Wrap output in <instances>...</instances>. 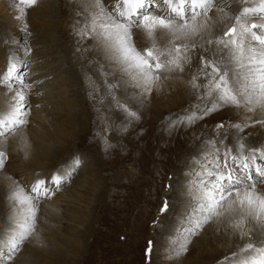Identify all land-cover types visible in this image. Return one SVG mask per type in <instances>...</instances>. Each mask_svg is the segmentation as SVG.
Returning a JSON list of instances; mask_svg holds the SVG:
<instances>
[{
    "label": "rangeland",
    "instance_id": "1",
    "mask_svg": "<svg viewBox=\"0 0 264 264\" xmlns=\"http://www.w3.org/2000/svg\"><path fill=\"white\" fill-rule=\"evenodd\" d=\"M105 1L107 0H100L98 6L94 0H38L34 6L27 8L26 13H21L16 7L18 0H0V4L8 3L6 7L9 9L5 15L0 14V42L6 32L8 37L13 35L9 33V28L11 24H15V30L21 36L16 45V55L22 62L18 65L19 72L15 80L9 84H0V103H11L15 94L21 91L26 97L22 102L21 112L26 113L23 119L27 120L18 130L0 137V144L3 145L0 150L5 151L7 156L4 167L0 168V181H4L5 185L0 190H3L0 193V237L14 229V223L6 218L9 215L17 217L26 206H21L12 199L17 184L25 194L32 196L36 194L31 192V188L38 179L45 180L49 188L47 196H41L34 201L38 209L34 230L15 253L10 252L6 246H1L0 264H240L257 255L264 258V253L256 251L264 249V238L259 240L260 244L252 243L253 249H247L246 246L235 247L236 250L230 254H222L221 249H218L210 258L201 257V250L210 252L215 246L229 248L230 245L224 242H215V245L210 246L206 243L209 241L207 236L211 226L220 219L209 221L194 235L191 234L195 221L202 219L204 215L201 209L202 189L204 185L213 186L215 175L224 165V155L221 156L222 151L219 148L216 150L217 145L211 142L212 137L219 138L222 145L245 152L240 153L236 149L230 156L237 159L227 158L228 166H234V177L243 178L246 175L241 166L242 161L249 163L248 173L256 177L255 167L263 166L264 158L257 155L254 164L251 159L245 158L251 156L249 153L253 148L264 149V124H254L252 121L256 120L251 119L243 121L248 117L243 115L246 112L229 106V116L224 117L223 121L217 119L215 126L212 124L211 138L204 141L194 158H191L187 156L186 148L178 150L176 141H173L179 135L174 132L175 127L186 121L172 126L175 119L186 115L183 110L180 114L179 110L183 108L181 105L191 99L189 89L184 94L186 100L180 101L171 95L157 107V104L153 105L156 100L151 99L152 91L157 93L160 82L167 76H173L175 72L182 73L180 80H184L187 74L194 71L198 73L201 55L212 58V52L215 51V55L225 65L228 64V50L213 49L214 47L206 43L208 36L203 37L201 32L193 34L190 36L192 42L188 46V52L185 54L183 47L181 50V56H190L189 63L183 65L185 72L169 71L165 68L158 73L159 80L149 83L135 69L121 64L119 53L106 50L94 38L96 34L91 32L90 17L96 16V10L100 6L109 12H113L116 7V3L113 4L111 0L106 5ZM252 2L239 0L233 11L228 9V12L231 11L229 22L220 27L215 25L209 30V36L215 39L221 37L235 23L236 15L244 8H252ZM157 3L161 7L153 5L152 13L162 14L166 6L161 0H157ZM43 9L48 14L43 13ZM186 11L190 12V9ZM30 15L40 21L28 28L25 23ZM263 17L264 14L259 12L256 15L250 13L246 22L250 26L255 23V19ZM103 19L104 17H100L97 20V27ZM202 20L204 16L199 17V22H203ZM20 23L25 26H19ZM31 30H35V34ZM85 31L88 35L82 37L81 33ZM200 34L202 39L206 38L203 44L195 40ZM40 40H51L52 45H47L51 49L39 46L43 51L40 52L36 47ZM134 40L137 50L152 46L142 32L134 30ZM188 43L184 37L173 39L168 35L163 39L158 38L157 47L165 50L161 63L172 58L166 57L167 49ZM250 57V50L247 49L243 57L232 61L229 70L235 73L238 69L243 70L247 76L253 68L247 62ZM54 62L59 66V81L50 82L54 77L46 75L39 82L32 80L39 75L37 72L46 74V69ZM241 63H244L242 67L239 65ZM7 69L0 66V77ZM190 81V78L186 79V83L189 82L188 88ZM48 82L53 84L50 96L37 89L38 85ZM17 106H20L19 103ZM33 111L41 116L43 125L37 124ZM129 112L136 115L131 116ZM234 121L235 124L243 126L247 123L248 126L243 127L242 131H237L230 125L222 130L216 127L221 123L233 124ZM204 125L205 123L201 124V128ZM58 128H62L64 132L61 133ZM194 128L196 127H189L188 132L191 133ZM184 136L189 141L192 138L191 135ZM39 142H49L50 151L62 145V153L58 157L53 156L49 160L51 163L45 158L40 161L32 159L31 162L25 155L35 149ZM240 144L245 147L241 148ZM11 145H15L13 162L8 156ZM38 147L44 148V145L40 144ZM77 159L80 160L78 167L75 166ZM26 163L29 167H26ZM52 173L68 174L58 189L51 183ZM256 183L257 187L264 184L259 178H256ZM179 185L183 186L182 190ZM185 199L188 207L183 206ZM52 200L60 202L58 210L46 209L50 207ZM165 202L168 207L161 211ZM187 209L189 210L185 212ZM226 218L228 217L224 219ZM28 223L33 222L28 220ZM43 225L47 227L43 228ZM32 234L36 237L33 238ZM246 238H250V234ZM182 244L186 245L187 251L177 255ZM192 245L194 246L191 250L189 247ZM9 255L12 256L10 260L7 258Z\"/></svg>",
    "mask_w": 264,
    "mask_h": 264
},
{
    "label": "snow or ice",
    "instance_id": "2",
    "mask_svg": "<svg viewBox=\"0 0 264 264\" xmlns=\"http://www.w3.org/2000/svg\"><path fill=\"white\" fill-rule=\"evenodd\" d=\"M38 0H18L16 7L19 11L26 13L27 8L34 6ZM96 5H100V0H94ZM165 7L162 14H153L152 6L159 7L157 0H117L116 7L113 12L107 11L100 6L96 10V16L90 17L92 20L91 32L95 33L103 47L113 53H119L118 59L121 64L126 65L127 68L135 69L147 82L151 83L153 80H159V72L165 68L169 71H184V64L189 63L190 56H181V50L188 52L187 44L176 45L172 49H167L169 56L175 53L171 59H166V63H161V57L165 56V50L157 47V39L171 35L173 39H180L181 37L188 38L193 34L202 31H209L215 27L212 23V17L208 16V12L219 2V0H161ZM22 6V7H21ZM186 9H190L186 11ZM200 9L201 11H196ZM223 11V9H221ZM264 14V0H261V7L257 9L244 8L239 15L235 17V23L232 24L223 35L215 40L207 39L206 43L212 45L214 49L228 50V64L221 67L219 62L215 60V51L212 53V58L201 55V67L196 75H193L190 84L194 90L203 89V96L207 97V104L203 109L197 106L196 111L185 115L179 121H173L172 126L178 123L187 122L193 124L198 120H202L222 107L235 106L242 108L248 112H253L258 109H264V23H253L250 26L246 20L251 13ZM204 16L203 22H199V17ZM104 17L97 27V20ZM19 18V16L17 17ZM123 18V19H121ZM191 22V27L189 24ZM257 29L261 30L259 33ZM134 30L136 32L144 33L146 39L150 40L152 46L137 50L134 40ZM82 37L88 35L85 31L81 33ZM138 38V37H137ZM227 38V39H225ZM252 40L259 43L261 46L260 58L257 63L260 67L252 73L255 78L251 83V91L245 87L240 88L237 84L232 82V74L229 70L233 60L243 57L246 52L247 41ZM195 47V45H193ZM255 60V57L250 58ZM22 63L15 54H11L8 58V69L6 73L0 77V84H9L17 78L19 72L18 65ZM203 77L201 81L200 78ZM200 81V82H198ZM111 87V86H110ZM18 98V99H17ZM26 99L22 92H17L13 97V101L6 107L0 109V137L5 136L18 130V128L27 123L23 119L26 113L21 112L23 103ZM19 103V107L17 104ZM255 106V107H254ZM126 107V106H121ZM202 113V114H201ZM129 115L135 116L134 112H129ZM254 124H264V120L252 121ZM245 123L233 124L231 127L237 131H242L243 127H247ZM218 129H223V123L216 126ZM244 148V144H240ZM253 155L245 158L251 159L255 162ZM261 157L264 158V150H259ZM224 165H217L221 168L215 175V183L212 187L204 185L202 189L201 204L202 212L204 213L202 219L195 221L194 228L191 234H195L197 230L207 224L213 219H222L230 216L232 213L246 208L247 213L241 215L240 220L230 225L234 228H243L246 217L254 220H259L260 216L264 214V192L257 190L256 178H259L261 183H264V166L257 165L255 167L256 177L248 173L250 167L249 163L242 161L241 166L245 170L246 175L243 178L234 177L235 169H230L227 164V158L236 160V157H231L230 153H226ZM7 159L6 153L0 150V168L5 165ZM80 160L75 161V166H79ZM68 174H55L52 176L51 183L58 189L64 182ZM252 181V183H246ZM243 189V191H241ZM31 192L35 196L25 194L23 189L17 184V190L13 192L12 199L21 206L28 205V216L24 223L18 225V229H12L6 238L0 237V241L10 250L15 253L19 251L24 240H26L31 232L34 230V221L36 212L38 211L34 201L41 196H47L49 192L48 184L45 180L38 179L32 186ZM233 193L235 196L233 198ZM227 204V207H225ZM168 205L164 203L161 211H165ZM31 220L33 223H28ZM247 249H253L254 245L249 243L246 245ZM185 244L180 246L177 255L186 252ZM243 251V250H242ZM257 252L264 253V249H257ZM235 255V254H234ZM9 260L12 256L7 257ZM241 264H249L248 261H242ZM251 264H264V258L261 260H253Z\"/></svg>",
    "mask_w": 264,
    "mask_h": 264
},
{
    "label": "bare ground",
    "instance_id": "3",
    "mask_svg": "<svg viewBox=\"0 0 264 264\" xmlns=\"http://www.w3.org/2000/svg\"><path fill=\"white\" fill-rule=\"evenodd\" d=\"M41 1V0H40ZM59 1V0H58ZM108 1V2H107ZM107 1H105L104 2V4L106 5L107 3H109V0H107ZM112 2H113V4L114 3H116L117 4V0H111ZM238 1L239 0H219V2L212 8V10L208 13V16H210V17H212V22H215L214 24L217 26V27H220V26H222V25H224L225 23H227V22H229V18H228V16H231V11H233L236 7H237V3H238ZM253 2V6L255 7H253L252 6V8L253 9H256L257 8V10L261 7V0H252ZM40 3V2H39ZM38 3V4H39ZM61 3V2H60ZM101 3H103V1H101ZM7 4L8 3H1L0 4V14L1 15H5V13H7L6 11L8 10L9 11V9L6 7L7 6ZM250 4V3H249ZM40 5V4H39ZM43 6V5H42ZM60 6V5H59ZM36 7V6H35ZM41 7V6H40ZM161 7V6H160ZM43 8V7H42ZM62 8H64V7H62ZM37 9V8H36ZM221 9H223V11H221ZM228 9L229 10H231L230 12H228ZM44 10V9H43ZM64 10V9H63ZM242 10V9H241ZM28 11V10H27ZM26 11V12H27ZM48 11H49V7H48ZM17 12H18V10H17ZM46 13V11L44 10L43 11V13ZM60 12V11H59ZM155 12V11H154ZM22 13V12H21ZM33 13H34V11H33ZM28 14V13H27ZM46 14H48V13H46ZM153 14H156V13H153ZM157 14H161V13H158L157 12ZM21 15V14H20ZM19 15V16H20ZM57 15V14H56ZM45 16V15H44ZM27 17V16H26ZM46 17V16H45ZM42 18V17H41ZM20 19V18H19ZM43 19V18H42ZM46 19V18H45ZM81 19V18H80ZM22 20H24V19H22ZM28 21H27V23H25L26 24V26L29 28V25L30 26H33L35 23H38V21H40L39 19H38V21H36V18L35 17H31V15L28 17V19H27ZM70 20V19H69ZM73 20V19H72ZM41 21H43V22H45L44 20H41ZM203 21V20H202ZM255 23H264V17L263 18H258V19H255V21H254ZM16 23V22H15ZM34 23V24H33ZM33 24V25H32ZM40 24H41V22H40ZM12 26H10V28H9V33H12L13 35H10L9 37L7 36V32H6V34L5 35H3V39L1 40V42H0V66H3V68L5 69H7L8 68V58H9V56L11 55V54H15L16 55V50H18L17 49V44H18V38H21V36H19L20 34H19V32L17 31V30H15V27H16V25L15 24H11ZM189 25H191V24H189ZM19 26H25V25H23L22 23H20L19 24ZM38 26V25H37ZM44 26V25H43ZM36 27V26H35ZM39 27V26H38ZM37 27V28H38ZM189 27H191V26H189ZM70 28V27H69ZM73 28H74V26H73ZM26 30H27V28H25ZM43 29V28H42ZM82 29V28H81ZM30 30V29H29ZM72 30V29H71ZM34 31L35 30H31V32L32 33H34ZM68 31V30H67ZM258 33L261 31V30H259V29H257L256 30ZM29 32V31H28ZM209 31H202L201 32V34H203V37H207L208 36V38H212L213 40H215V38H213V37H210L209 35V33H208ZM30 33V32H29ZM38 33H39V30H38ZM35 34V33H34ZM43 34V33H42ZM42 34H40V36H42ZM197 35L198 37H195V40H198V41H200V43H204L203 42V40L204 39H206V38H203L202 39V35ZM208 34V35H207ZM213 36H215L214 34H212ZM191 36H193V35H191ZM33 37V36H32ZM24 38V37H23ZM38 38V37H37ZM44 38V37H43ZM41 39V38H40ZM44 39H47V38H44ZM52 40V39H51ZM51 40H40L39 42V45L37 44L36 45V47L37 48H39V46H42V48H47V49H51V48H49V47H47V45H52V43H51ZM187 40L189 41V43H188V45L187 46H189V44L192 42V38H187ZM90 42V41H89ZM33 43V42H32ZM37 43V42H36ZM97 43V42H96ZM198 43V42H197ZM199 43V44H200ZM95 44V43H94ZM201 44V45H202ZM89 45V44H88ZM34 46V45H33ZM206 46H207V44H206ZM210 46H212V45H210ZM213 47V46H212ZM202 48V47H201ZM207 48V47H206ZM40 49V48H39ZM214 49V48H213ZM212 49V50H213ZM246 49H248V50H250V55H251V57L250 58H252V57H255V60H251V62H250V58L248 59V61L247 62H250L251 63V66L253 67L252 69H250L249 70V74H247V76H246V74H245V71L243 72V70L242 71H239V69L238 70H236V71H238V72H234V71H232V70H230V72H231V74H232V77H231V79H232V82L233 83H235V84H237L240 88H245V87H247V88H250L251 89V83L253 82V80L255 79L254 77H253V75H252V73L254 72V71H256L259 67H260V65L257 63V61L259 60V58H260V51H261V46L259 45V43L258 42H256V41H252V40H248L247 41V45H246ZM221 50L222 51H224L222 48H221ZM225 50H227V49H225ZM202 51H205V50H203L202 49ZM219 51V50H218ZM217 51V52H218ZM40 52H43L42 51V49H40ZM183 52V51H182ZM185 53V52H184ZM201 53V52H200ZM213 53V52H212ZM219 53V52H218ZM226 53V52H225ZM186 54V53H185ZM211 54V53H210ZM228 55V54H227ZM167 56H169L168 55V52H166V57ZM172 56H175V54L173 53V55ZM171 56V57H172ZM211 56V55H210ZM224 56V55H223ZM16 57H17V59L19 60V58H18V56L16 55ZM212 57V56H211ZM215 60L217 61V62H219V64H220V66L221 67H224L225 66V64H224V62H223V60L222 59H220L217 55H215ZM49 62V61H48ZM188 64V63H187ZM187 64H184V65H187ZM244 63H241V64H239L241 67H242V65H243ZM47 65V64H46ZM45 65V66H46ZM82 65V64H81ZM227 65V64H226ZM239 65H238V67H239ZM39 66H42V65H39ZM42 68V67H41ZM35 69H37V68H35ZM241 69V68H240ZM38 70V69H37ZM47 71H46V74H41V73H39V72H37V75L38 76H36L34 79H32L33 81H36V82H39V80L41 81V79L43 78V75H46V77H51V76H53L54 78L53 79H51L50 80V82H53V81H59V77L57 78V76L59 75V74H57V73H60L59 72V66H58V64L57 63H50V65H49V68L48 69H46ZM43 71V70H42ZM178 71V70H177ZM185 72V71H184ZM44 73H45V71H44ZM197 73L194 71V72H192V73H190L189 75L187 74L186 75V77H184L185 79L184 80H180V78L183 76V74L181 73V74H176V72L173 74V76H167V78L166 79H163V81H161L160 82V84H159V88H158V92L157 93H154L153 91H152V95H151V99L153 100V99H155L156 101H155V103H153V105H156L157 104V107H159V105L161 104V103H163V100H165V99H167V98H170L171 97V95H173L174 97H176V98H179L180 99V101H182V100H186L185 98H184V94H185V92L189 89V92L188 93H190V95H191V99H189L188 100V102H185L183 105H181L183 108H181L180 110H179V112L181 111V110H183L184 112H185V114L186 115H188V114H190L192 111H196L197 110V106L200 108V109H203L204 107H205V105L207 104V97H204L203 96V89H201V90H194L192 87H191V84H189V88L187 87V84L189 83V82H187L186 83V79L187 78H190V80L192 79V77H193V75H196ZM177 75H179V78H178V76ZM49 80V79H48ZM200 80L202 81L203 80V77H201L200 78ZM198 82H200V81H198ZM44 83V82H43ZM59 85V84H58ZM35 87H37V86H35ZM52 87H53V84L51 83V84H49V82L46 84H43V85H38V87H37V89L39 90V91H41L42 93H44L45 95H49L50 96V90L52 89ZM4 91V90H3ZM21 92V91H20ZM129 98V97H128ZM53 99V98H52ZM175 101H177V100H175ZM179 101V102H180ZM8 104H5V102H2V103H0V106H2V108H4V107H6ZM180 106V107H181ZM156 107V106H155ZM228 107L229 106H225V107H222V108H220L219 110H217L216 112H214V113H212V114H210V115H208V116H205L202 120H198V121H196L195 123H193V124H188L187 122H185V123H183L182 125H180V126H176L175 127V129H174V132L176 131V134H179V135H176L175 136V140H173V138H172V140L173 141H176V147H177V149L179 150V149H182V148H186V150H187V156H191V158H194V156H195V154H197L196 153V151H197V149L198 148H200L201 147V145H202V143L204 142V141H209L208 139L209 138H211V136H210V134H211V132L210 131H212V130H210L211 129V126H212V124L214 125L215 124V122H217L218 120L217 119H219V121H223L224 120V117L225 118H227L228 116H229V114H228V112H229V109H228ZM255 107V106H254ZM179 108V107H178ZM178 108H175V110H177ZM241 110H243L244 112H246L245 114H243V115H247L248 117H246V120H245V118L243 119V121H247V120H260V119H262V120H264V109H258V110H256V111H253V112H248V111H246V110H244V109H242V108H240ZM174 110V109H173ZM173 112V111H172ZM243 112V113H244ZM33 113H35V114H33V117L35 118V121L37 122V124L38 125H43V124H41L42 123V118H41V116H39V114L37 113V112H35V111H33ZM183 113V112H182ZM181 112H180V114H182ZM177 114V113H176ZM175 114V115H176ZM202 114V113H201ZM177 116V115H176ZM185 116V115H184ZM183 117V116H182ZM244 117V116H243ZM241 118V117H240ZM242 119V118H241ZM180 119H175L174 121H179ZM240 122V121H239ZM127 123V122H126ZM205 123V125L203 126V128H201V124H204ZM236 122L234 121L233 122V124H235ZM233 124H230V123H227V124H225V127H229V125L231 126V125H233ZM61 126H63V125H61ZM60 126V127H61ZM182 126H184L183 127V129L181 130V127ZM191 126H195L196 128H194L193 130H192V132L191 133H189L188 132V130H190V129H188L189 127H191ZM215 126V125H214ZM53 127H55L54 125H53ZM63 129H64V127H62ZM62 128H58L57 130H59V129H61V133L62 132H64V130H62ZM54 130L56 129V128H53ZM53 129H52V131H53ZM26 130V129H25ZM22 131V130H21ZM51 131V132H52ZM56 132V131H55ZM215 132V131H214ZM217 132V131H216ZM263 132V131H262ZM49 133V132H48ZM244 133H246V130L244 131ZM261 133V132H260ZM21 134H23V133H21ZM24 135V134H23ZM48 135V134H47ZM174 135H175V133H174ZM173 135V136H174ZM184 135H191L192 136V138L190 139V141L189 140H187V138L184 136ZM261 135V134H260ZM57 136V135H56ZM21 137H23L22 135H21ZM51 137V136H50ZM53 137H55V136H53ZM58 137V136H57ZM188 137V136H187ZM189 138V137H188ZM244 139V138H243ZM242 139V140H243ZM14 140V139H13ZM53 140H55L54 138H53ZM171 140V139H170ZM171 140V142H173ZM58 141V140H57ZM220 140H219V138H216V139H214L213 137H212V139H211V142H214V143H216L215 145H217L216 146V150H217V148H219V150H221L222 151V154H221V156L223 157V155H224V163H225V159H226V153H230V155L232 156V154H234L235 152V150L236 149H238L239 151H240V153H245V152H243V150L241 151V149H239V148H235V147H231V146H228V145H226V144H223L222 145V143H220L219 142ZM256 141L258 142V143H260L259 142V140H257L256 139ZM9 142V141H8ZM12 142V140L9 142V143H11ZM50 142V141H49ZM49 142H48V144H45V143H43V142H39L38 144H37V146H36V148L35 149H32L31 150V152L28 154V155H25L27 158H29L30 160H31V162H32V159H34L35 161H40V160H42V159H46L48 162H50L49 160L54 156V158H55V156H59L60 155V153H62L61 151V146L62 145H59V146H57V147H55V148H53L52 149V151H50V145H49ZM55 142V141H54ZM14 143V142H13ZM98 143V142H97ZM174 143V142H173ZM251 143V142H250ZM8 144V143H7ZM40 144H43L44 145V148H41V147H38ZM172 144V143H171ZM105 145V144H104ZM103 145V146H104ZM175 145V144H174ZM214 145V146H215ZM20 146V145H19ZM109 146V145H108ZM250 146H252V145H250ZM13 147H15V145H11V149H7L8 150V156H10V158H11V161L13 162V160H14V155L12 154L13 152H14V150H13ZM106 147V146H105ZM175 147V148H176ZM47 148V149H46ZM0 149H3V145L2 144H0ZM102 149V148H101ZM173 149V148H172ZM176 149V150H177ZM255 149H257V151H255L254 152V155H255V157L258 155V156H261V152L259 151V150H261L260 148H253L252 150H251V153H249V155H253L252 154V152H253V150H255ZM108 150V149H107ZM264 150V149H263ZM17 151V150H16ZM103 152V151H102ZM121 152V151H120ZM199 152V151H198ZM17 153V152H16ZM106 153H108V152H106ZM113 153V152H112ZM177 153V152H176ZM186 153V152H185ZM237 153V152H236ZM104 154V153H103ZM211 155H212V153H210ZM106 155V154H105ZM14 156V157H13ZM62 156V155H61ZM60 156V157H61ZM189 158V157H188ZM62 159H64V158H62ZM187 160V159H186ZM229 161V160H228ZM19 163L21 164V162L19 161ZM51 163V162H50ZM231 164V163H230ZM254 164V163H253ZM22 165V164H21ZM26 165V167H29V165H28V163H26L25 164ZM48 165H49V163H48ZM52 165V164H51ZM233 165V164H232ZM264 166V165H263ZM233 167L234 166H230L229 168L230 169H233ZM197 168V167H196ZM26 169H28V168H26ZM180 170V169H179ZM183 171L185 170V168L184 169H182ZM26 173H28V172H26ZM30 173V172H29ZM29 176L31 175V174H28ZM53 175H55L54 173H52V175H51V177L53 176ZM8 177V176H7ZM48 177V176H47ZM46 177V178H47ZM1 179V178H0ZM30 179V178H29ZM5 182H6V186H7V183H8V181H7V178L5 179ZM35 182V181H34ZM11 183H9V185H10ZM34 184V183H33ZM32 184V185H33ZM3 185H4V181L1 183V181H0V190L2 189V187H3ZM5 186V185H4ZM180 186V190H182L183 189V186L182 185H179ZM4 188V187H3ZM257 190H259L260 192H264V184L263 185H260L259 187H257ZM3 191V190H2ZM2 191L0 192V193H2ZM241 191H243V189H241ZM234 196H235V193H233V198H234ZM199 203H201V201L199 202ZM203 203V202H202ZM188 204H189V202H188ZM59 205H60V202L58 203L57 201H53L52 200V203H50V207H47L46 209H55V210H58L59 209ZM187 205V202H186V199H185V202H184V204H183V206H186ZM187 207H188V205H187ZM225 207H227V204H225ZM28 208H29V206L28 205H26L25 206V208L23 209V211L21 212V213H19V214H17L18 216L16 217V216H14V217H11L10 215H9V217H7L6 218V220H8L9 222H11L12 221V223H14L12 226H13V228H18V225L19 224H21V223H23V221H25V219H26V217L28 216ZM185 210V209H184ZM184 210H182V212L184 211ZM189 209H187L185 212H187ZM247 213V209L245 208L244 210H243V212H241L240 210H237L236 212H234L233 214L234 215H230V216H226V217H228V218H226V219H224V218H222V219H220V220H218L215 224H213L212 226H211V228H210V231L208 232L209 234H208V236H207V238H209V241L208 242H206V243H208L209 244V246L210 245H215V242H219L220 244L221 243H225V244H228V245H230L229 246V248H219L218 246H215L214 248H213V250L212 251H208V250H201L200 251V253H201V257L203 256V257H207V258H210V257H212L213 256V254L215 253V251L216 250H218V249H221V253L222 254H227V253H231V252H233V250L235 249L236 250V248L238 247V248H241V247H243V246H246V244H248V243H255L256 244V242H261V241H259L261 238H264V214H262L261 216H260V219L257 221V220H254V219H252V218H249V217H246V222H245V224H244V226H243V228H234V227H231L230 225H233V224H235V223H237L239 220H240V217H241V215H245ZM184 215H186V214H184ZM43 228H46L47 226H42ZM18 230V229H17ZM10 231H12V229L10 230ZM248 234H250V238H246V237H248ZM33 235V234H32ZM7 236V235H6ZM6 236H4L5 238H6ZM36 236H34L33 235V238H35ZM206 237H205V239H207ZM33 240V239H32ZM208 240V239H207ZM32 242V241H31ZM236 242V243H235ZM199 243V242H198ZM201 243H202V241H201ZM257 243V244H258ZM207 244V245H208ZM260 244V243H259ZM30 245V244H29ZM204 245V244H203ZM1 246H5L4 245V243L2 242V241H0V247ZM193 246L194 245H192V247H189V249H191L192 250V248H193ZM236 247V248H235ZM195 248V247H194ZM210 249V248H209ZM195 252V251H194ZM189 254V253H188ZM190 256V255H189ZM188 256V257H189ZM193 258V257H192ZM262 258V256L261 255H257V257H255V258H252V259H248V262H249V264H251V262L253 261V260H257V259H261ZM186 260V259H185ZM193 260H194V258H193ZM192 261V260H191ZM18 262V260H16V262L15 263H17ZM20 262V261H19ZM195 264H197V262H195ZM241 264V263H240Z\"/></svg>",
    "mask_w": 264,
    "mask_h": 264
}]
</instances>
